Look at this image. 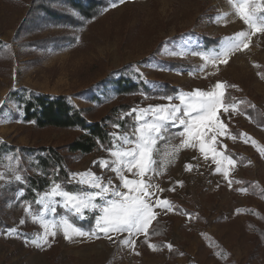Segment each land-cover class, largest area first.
Here are the masks:
<instances>
[{"label":"rangeland","instance_id":"374dc122","mask_svg":"<svg viewBox=\"0 0 264 264\" xmlns=\"http://www.w3.org/2000/svg\"><path fill=\"white\" fill-rule=\"evenodd\" d=\"M38 1L0 0V191L20 173H33L34 158L24 148L53 147L64 153L80 134L26 122L22 100L31 94L66 96L90 123L129 106L120 118L132 116L131 132L112 126L121 137H113L112 150L119 151L126 147L124 135L134 139L141 110L180 105V95L187 101L195 90L217 91L216 82H224L229 110L221 122L226 127L215 142L207 140L223 170L216 171L214 153L205 157L198 142L181 146L183 126H168L173 135L157 141L156 163L144 179L153 185V202L166 200L172 208L154 207L157 215L147 234L131 236L100 232L94 227L99 212L86 211L87 218L81 219L58 206L57 214L45 213L41 205L21 201L18 189L3 213L10 227L0 232V264H264V0H249L255 28L239 15L241 0H104L91 20L53 2L55 9L74 17L67 25L44 21L41 14L36 15L38 23L28 21ZM240 32L248 33V47L241 46L221 63L220 54ZM121 78L141 90L120 92ZM166 89H176L171 101L160 95ZM68 156L69 175L90 172L127 191L108 150ZM123 174L139 179L126 167ZM74 184L80 189L75 192L93 191ZM62 216L86 234L69 240L58 227L45 243L44 222L59 224ZM158 219L161 228L153 227ZM125 239L134 243L124 244Z\"/></svg>","mask_w":264,"mask_h":264},{"label":"snow or ice","instance_id":"6c2138e0","mask_svg":"<svg viewBox=\"0 0 264 264\" xmlns=\"http://www.w3.org/2000/svg\"><path fill=\"white\" fill-rule=\"evenodd\" d=\"M115 6V5H113ZM264 10V9H262ZM237 11L246 24L255 28L256 23L253 20V14L249 11V0H241ZM264 19V18H262ZM261 31H264V23L261 24ZM248 37V33L240 32L237 37L231 41L226 49L220 54L223 59L221 63H227L228 55L239 50L241 46L248 47L244 38ZM224 82H216L215 89L217 91L195 90L190 94V98L186 101L185 96L180 95V105L169 104L167 106H155L140 111L136 117L139 124L133 133L134 139H130L128 135L122 137L126 147L119 151H113L109 148L108 151L112 156L116 157L114 161L118 166L113 169L119 174V179L122 182L123 191L111 186V180L108 184H104L99 176H93L92 173L77 174L72 173L69 176L67 183H77L87 185L93 191L87 192H72L61 187L60 183H55L49 191L35 202L42 206L45 213L57 214L58 206L66 212L72 213L81 219H85L86 211L88 213L99 212L94 220V227L100 232L108 236L109 233L130 234H147L151 222L155 219L157 213L153 211L155 208L169 210L172 205L168 201L161 202L159 199L153 202L152 197L155 193L152 191L153 185L146 182L144 177L152 170V166L156 163L153 159V149L159 139H164L167 136L173 135L169 132V127L183 126V131L178 135L186 137L181 146L195 147L194 141L199 143V150L205 157L208 152L214 153L212 159L217 164L216 171L221 172V160L216 158L215 148L207 144V140L215 142L217 135L222 134L225 130V124L221 122V115L228 112L229 106L224 101L225 92ZM169 101L172 97H167ZM183 106V114L180 115L181 107ZM132 111H136L133 109ZM147 115H151L153 119L148 121ZM143 121V122H141ZM119 129V125H114ZM208 133H212L210 136ZM116 139H121L118 132L109 134ZM127 145H130L127 146ZM115 147V144H113ZM264 154V150H261ZM107 167V164H103ZM233 161L229 160V164ZM126 167L128 173L139 179H129L123 174V169ZM84 175L90 176L91 179L85 180ZM80 176V179H74ZM227 176V172H225ZM3 177L0 176V179ZM16 181H21L22 177L17 175ZM23 189L19 190V195L23 196ZM60 199L57 200L56 198ZM97 198L104 203H97ZM23 223V221H21ZM44 238L47 243V236H55L56 229L62 227L63 235L66 239L71 240L74 235L84 236L86 233L81 228L76 226L66 216L60 218V223L44 222ZM11 231V230H10ZM111 239V236H109ZM124 244H132L134 241L125 239ZM169 247H171L169 245Z\"/></svg>","mask_w":264,"mask_h":264},{"label":"trees","instance_id":"16d2710c","mask_svg":"<svg viewBox=\"0 0 264 264\" xmlns=\"http://www.w3.org/2000/svg\"><path fill=\"white\" fill-rule=\"evenodd\" d=\"M53 2L56 4L63 3L69 9L76 11L83 19L91 20L98 16L100 8L104 4V0H42L36 2L33 6L29 20L36 23L39 18L36 15H45L44 21H50L57 25L72 24L74 17L68 12H60L55 9ZM36 8V9H35ZM2 49V41L0 40V51ZM120 92L130 94L140 89L138 84L121 78L117 81ZM176 89L164 90V97L172 96ZM153 93V92H152ZM18 97L19 94H13ZM151 96L159 97V94H151ZM24 119L26 122H33L38 128H54L77 130L80 134L63 150L61 153L53 147H44L41 149L24 148L26 153L30 154L32 160L33 173L22 172L21 181H10L6 183L0 191V232H4L10 227V223L3 219L5 206L12 200H15L18 189H23L21 201H27L32 207L38 208L36 200L39 195L54 186L55 183L66 190L75 192L79 191V186L74 183H67L69 179L68 159L72 155H88L102 147L106 150L113 148L114 138L110 136L113 133L112 126L119 125V129L123 133H130L133 129L134 121L132 116L120 118L121 111L128 110L127 105L115 108L111 116H107L101 121L90 123L85 117L84 111L75 106L66 96L51 97L49 95H30L28 99L22 100ZM251 113V112H250ZM7 147V146H5ZM5 149V148H4ZM14 149V148H13ZM8 178L11 177L7 173ZM163 221L158 219L153 222V227H162Z\"/></svg>","mask_w":264,"mask_h":264},{"label":"water","instance_id":"95a60500","mask_svg":"<svg viewBox=\"0 0 264 264\" xmlns=\"http://www.w3.org/2000/svg\"><path fill=\"white\" fill-rule=\"evenodd\" d=\"M2 105L0 104V109H1Z\"/></svg>","mask_w":264,"mask_h":264}]
</instances>
